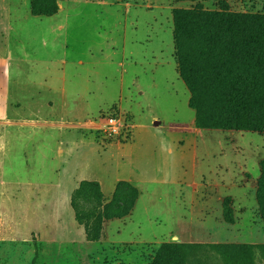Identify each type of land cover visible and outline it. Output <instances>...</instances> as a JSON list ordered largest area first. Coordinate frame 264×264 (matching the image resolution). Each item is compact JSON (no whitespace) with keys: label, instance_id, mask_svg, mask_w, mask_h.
<instances>
[{"label":"rangeland","instance_id":"rangeland-1","mask_svg":"<svg viewBox=\"0 0 264 264\" xmlns=\"http://www.w3.org/2000/svg\"><path fill=\"white\" fill-rule=\"evenodd\" d=\"M196 7L264 14V0H0V264H150L164 244L183 264H264V134L198 128L179 78L173 12ZM54 132L71 139L58 152ZM117 178L139 200L98 226ZM95 183L100 200L78 191Z\"/></svg>","mask_w":264,"mask_h":264},{"label":"trees","instance_id":"trees-1","mask_svg":"<svg viewBox=\"0 0 264 264\" xmlns=\"http://www.w3.org/2000/svg\"><path fill=\"white\" fill-rule=\"evenodd\" d=\"M173 27L178 74L190 94L195 125L200 129L264 134V14L196 7L175 10ZM261 171L255 196L264 219V162ZM90 187L95 190V199L100 200L96 183L80 184L78 191ZM137 197V190L130 184L117 183L112 200L100 205L98 226L103 221L127 217ZM76 198L77 194L72 207L77 221L90 220L78 210ZM181 248L162 245L150 264H183Z\"/></svg>","mask_w":264,"mask_h":264},{"label":"built area","instance_id":"built-area-1","mask_svg":"<svg viewBox=\"0 0 264 264\" xmlns=\"http://www.w3.org/2000/svg\"><path fill=\"white\" fill-rule=\"evenodd\" d=\"M93 123L109 138H116L124 134L123 139H125V136L128 134L124 122H121L116 116L100 115L94 119Z\"/></svg>","mask_w":264,"mask_h":264},{"label":"crops","instance_id":"crops-1","mask_svg":"<svg viewBox=\"0 0 264 264\" xmlns=\"http://www.w3.org/2000/svg\"><path fill=\"white\" fill-rule=\"evenodd\" d=\"M5 67H6V64H5ZM54 135H55V138H56V152H58L57 151V146H59L60 144H68L69 143V141H71V139H70V137L69 136H67L65 133H61V132H54ZM67 136V137H66ZM77 179V181L78 182H81L82 180H94L95 178H88V177H84V176H82V177H77L76 178ZM128 178H117L115 181H114V184H116L117 182H120V181H125V180H127ZM94 181H97V182H99V184H100V187H101V190H103L102 189V184H101V182L100 181H98V180H94ZM134 183V182H133ZM136 187V186H135ZM113 191H114V187L112 188V193H113ZM139 191H138V198H137V200H136V203H135V206H136V204H137V202H138V200H139ZM135 206H134V208H135Z\"/></svg>","mask_w":264,"mask_h":264}]
</instances>
